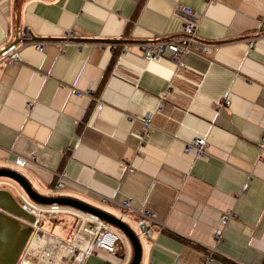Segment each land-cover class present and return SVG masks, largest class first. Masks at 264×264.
<instances>
[{
	"label": "crops",
	"instance_id": "0c3cea01",
	"mask_svg": "<svg viewBox=\"0 0 264 264\" xmlns=\"http://www.w3.org/2000/svg\"><path fill=\"white\" fill-rule=\"evenodd\" d=\"M182 6L199 13V36L217 46L179 62L144 60L135 41L179 33ZM23 27L52 39L38 40L41 50L24 40L15 63L0 57V168L40 194L114 214L141 243L136 214L118 204L129 196L136 211L151 210L139 264H202L210 253L209 264H264V0H0V51ZM118 39L134 40L131 50L107 41ZM197 135L207 137L206 156L184 150ZM18 155L34 162L18 166ZM22 192L0 176V264L131 260L127 239L114 252L89 251L71 212L42 219L33 238L25 205L35 201Z\"/></svg>",
	"mask_w": 264,
	"mask_h": 264
},
{
	"label": "built area",
	"instance_id": "2783aa9c",
	"mask_svg": "<svg viewBox=\"0 0 264 264\" xmlns=\"http://www.w3.org/2000/svg\"><path fill=\"white\" fill-rule=\"evenodd\" d=\"M180 16H181V29L180 32L174 35H169L165 37H158L154 40H145L142 42L136 43V48L140 51L141 57L144 60H152L158 58H170L171 60L179 62L183 55L195 52L198 54L206 53L211 49L215 48L217 44L206 41L199 36L198 33V24L200 21V15L195 10L188 6L180 7ZM29 31L26 27L19 29L18 39L8 44L7 46H3L0 51V57L6 63H15L19 58V47L23 44L24 40H28ZM36 47L41 50L42 45L40 42L36 43ZM124 51L131 50L130 44L124 43L123 46ZM73 91L79 95L83 93H88L89 90L81 92L79 90L73 89ZM224 102L228 103V100H224ZM26 106L30 108L32 106V102L28 101ZM102 102L99 100L97 102V109H101ZM140 120L142 122L143 128L140 132L143 136L149 134L152 125V116L151 114H146L140 116ZM208 145V140L205 135H197L185 142L184 150L187 152H192L197 156H206V148ZM260 147H264V137L260 144ZM14 162L18 166H26L27 164L34 162V156L30 158L15 156ZM64 176L59 177L58 182H56V187L60 188L63 185ZM28 198V197H27ZM101 202L105 205L113 206L114 200L111 198H101ZM134 200L126 196L123 198L118 206L121 211H133L136 214L137 220L136 225L138 230L145 236V242L141 243L142 247L148 246V242L152 240V225L155 222L154 213L145 208L144 206L138 209L137 211L133 208ZM33 205L31 207H28ZM27 209L34 215L33 221V233L34 236H40L42 232V228L40 224H38L39 220L48 217H54L56 213L59 212H71L75 214L76 220L79 223V228H83V233L85 237L89 240V248L91 251L93 248L101 249L107 252H114L117 244L120 240L126 239V236L117 228L112 225L106 223L104 220L99 217L76 209L74 207H70L68 205H61L58 203H31L28 202L26 204ZM236 215L234 210H227L220 214L221 222H225L230 217H234ZM212 259V254L210 253L203 261L202 264H209Z\"/></svg>",
	"mask_w": 264,
	"mask_h": 264
},
{
	"label": "water",
	"instance_id": "95a60500",
	"mask_svg": "<svg viewBox=\"0 0 264 264\" xmlns=\"http://www.w3.org/2000/svg\"><path fill=\"white\" fill-rule=\"evenodd\" d=\"M45 39H52V38L36 37L30 34V40L38 41V40H45ZM107 41L123 42V43L134 42V40H125V39L107 40ZM142 41L144 40H136L135 42H142ZM0 176H6V177L13 179L23 190L22 194L37 203H42V204L59 203V204L69 205L81 211L93 214L99 217L100 219L104 220L106 223H109L115 226L126 236V238L131 243V246L133 249V255L128 264H139L141 260V254H142L141 242L138 238V235L135 233L134 229L131 228L121 218L115 216L114 214L106 210H103L99 207H96L83 200H80V199H77L71 196H63V195L47 196V195L40 194L31 186L30 182L19 171H16L10 168H0Z\"/></svg>",
	"mask_w": 264,
	"mask_h": 264
},
{
	"label": "rangeland",
	"instance_id": "374dc122",
	"mask_svg": "<svg viewBox=\"0 0 264 264\" xmlns=\"http://www.w3.org/2000/svg\"><path fill=\"white\" fill-rule=\"evenodd\" d=\"M34 216V215H33ZM34 221V220H33ZM38 224H41V220H39V222H38ZM74 227V232L73 233H79V234H82V236H85L84 235V231H83V228H79V223H78V221L77 220H75L74 222H73V226H72V228ZM32 237L34 238L35 236H34V233L32 234Z\"/></svg>",
	"mask_w": 264,
	"mask_h": 264
}]
</instances>
